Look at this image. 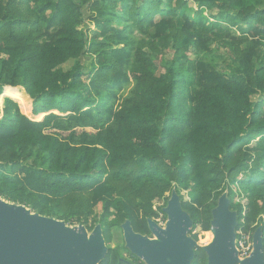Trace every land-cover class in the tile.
Segmentation results:
<instances>
[{"label":"trees","instance_id":"1","mask_svg":"<svg viewBox=\"0 0 264 264\" xmlns=\"http://www.w3.org/2000/svg\"><path fill=\"white\" fill-rule=\"evenodd\" d=\"M7 87L26 95L0 110V197L100 224L99 264H127L112 229L146 231L172 189L195 241L224 191L264 238V0H0Z\"/></svg>","mask_w":264,"mask_h":264},{"label":"water","instance_id":"2","mask_svg":"<svg viewBox=\"0 0 264 264\" xmlns=\"http://www.w3.org/2000/svg\"><path fill=\"white\" fill-rule=\"evenodd\" d=\"M163 212L164 227L153 219L147 220L152 238L134 232L130 221L125 220L120 225L125 248L144 264H191L198 245L189 235L192 220L182 209L175 189L171 190ZM236 227L237 212L230 209L224 191L211 210L213 238L200 246L206 253L207 264H264L262 225L253 231L251 250L243 258L236 246ZM107 251L100 224L91 231L83 225L69 226L0 197V264H99Z\"/></svg>","mask_w":264,"mask_h":264},{"label":"rangeland","instance_id":"3","mask_svg":"<svg viewBox=\"0 0 264 264\" xmlns=\"http://www.w3.org/2000/svg\"><path fill=\"white\" fill-rule=\"evenodd\" d=\"M90 28H91V30H93V25H91L90 26ZM226 50L225 49H219V53H224ZM172 52H173V49L169 46V45H167L163 50H162V53H161V55L162 56H160V62H163L164 60H167V59H169L171 56H172ZM188 53V52H187ZM189 53L191 54V55H193L194 56V53H193V49H191L190 51H189ZM159 62V63H160ZM71 63H72V61H69V62H67L65 65H64V67L65 68H68L70 65H71ZM12 91H16V92H18L19 94H22V95H26L25 93H24V90L21 88V87H7L6 88V90L4 91V93L2 94V95H0V110H1V107H2V104H3V100H4V98L6 97V96H8V97H10V93L12 92ZM10 94V95H9ZM11 98V97H10ZM32 102V101H31ZM21 111V110H20ZM28 115L30 116V113L28 112ZM0 117H1V111H0ZM43 117V116H42ZM41 117V118H42ZM40 118V119H41ZM100 209H99V207L97 208V211H99ZM72 226H75V225H72ZM197 232V234H198V236H197V241H196V243H197V245L198 246H203L205 243H206V241H208L209 240V238H210V235H209V232H210V229H208V230H202L200 227H197L194 231H193V233H196ZM111 246H115V245H118L119 247H120V251L122 252V253H125L124 252V249H123V236H122V232H121V229L119 228V227H114L113 229H112V242H111V244H110Z\"/></svg>","mask_w":264,"mask_h":264},{"label":"built area","instance_id":"4","mask_svg":"<svg viewBox=\"0 0 264 264\" xmlns=\"http://www.w3.org/2000/svg\"><path fill=\"white\" fill-rule=\"evenodd\" d=\"M167 196V194H166ZM166 205L165 198H161L153 203V210L157 212L155 218H153L160 227H164L166 216L163 212V207ZM236 246L239 251V257H246L251 250L250 234L245 233L242 230L238 231L236 238Z\"/></svg>","mask_w":264,"mask_h":264},{"label":"flooded vegetation","instance_id":"5","mask_svg":"<svg viewBox=\"0 0 264 264\" xmlns=\"http://www.w3.org/2000/svg\"><path fill=\"white\" fill-rule=\"evenodd\" d=\"M154 222L156 223L155 220H154ZM146 227H147V230L146 231H143V232L134 231V230L133 231L136 232V233H138V234H140V235H142V236H147L148 238H152L153 237V234L151 233V231L148 228L147 221H146ZM121 232H122V229H121ZM122 236H123V233H122ZM123 247L125 248V246H124V239H123ZM125 249H126V252L124 251L125 253H123V257L125 258V261H127V262H129L131 264H144V262L141 261V259H139L137 256H135L134 254H132L127 248H125Z\"/></svg>","mask_w":264,"mask_h":264},{"label":"bare ground","instance_id":"6","mask_svg":"<svg viewBox=\"0 0 264 264\" xmlns=\"http://www.w3.org/2000/svg\"><path fill=\"white\" fill-rule=\"evenodd\" d=\"M209 235H210V238H209L208 241H206V243L204 245L208 244L212 240L213 234L211 232H209Z\"/></svg>","mask_w":264,"mask_h":264}]
</instances>
